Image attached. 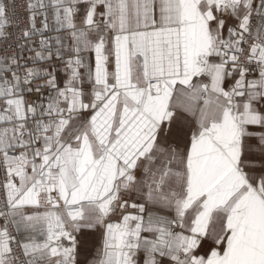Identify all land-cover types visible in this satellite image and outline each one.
I'll return each instance as SVG.
<instances>
[{
  "label": "snow or ice",
  "instance_id": "1",
  "mask_svg": "<svg viewBox=\"0 0 264 264\" xmlns=\"http://www.w3.org/2000/svg\"><path fill=\"white\" fill-rule=\"evenodd\" d=\"M0 264H264V0H0Z\"/></svg>",
  "mask_w": 264,
  "mask_h": 264
}]
</instances>
